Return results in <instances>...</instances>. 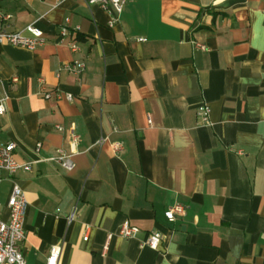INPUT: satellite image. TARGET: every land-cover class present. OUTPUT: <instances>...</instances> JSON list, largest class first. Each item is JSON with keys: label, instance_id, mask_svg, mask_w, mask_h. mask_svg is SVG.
Returning <instances> with one entry per match:
<instances>
[{"label": "crops", "instance_id": "obj_1", "mask_svg": "<svg viewBox=\"0 0 264 264\" xmlns=\"http://www.w3.org/2000/svg\"><path fill=\"white\" fill-rule=\"evenodd\" d=\"M0 13L7 31L34 25L46 39L0 45V141L31 164L0 171V211L16 183L25 264L56 245L58 264H264V0H132L118 15L0 0ZM74 62L79 74L62 69ZM173 204L185 214L171 223ZM125 221L136 237H119ZM151 232L156 250L142 245Z\"/></svg>", "mask_w": 264, "mask_h": 264}, {"label": "built area", "instance_id": "obj_2", "mask_svg": "<svg viewBox=\"0 0 264 264\" xmlns=\"http://www.w3.org/2000/svg\"><path fill=\"white\" fill-rule=\"evenodd\" d=\"M90 5H99L110 13L116 15L120 14L123 7L132 0H86ZM10 15L0 13V45L6 44L26 50H36L46 44L43 32L36 28L34 25H28L25 29L28 35H23L20 32H9L6 30ZM67 23V22H66ZM111 24V23H110ZM61 37L67 35L66 27H62L60 31ZM68 47L76 50L75 44L69 42ZM197 48L204 49L202 45H197ZM84 68L80 62L65 64L62 69L70 71L74 74H79ZM43 83L42 79H39ZM45 99L50 98V94L43 95ZM71 100V97H67ZM6 98L0 100V117L5 114ZM198 117L201 121H206L208 111L207 108L202 106L198 109ZM61 130L60 127H56ZM74 143H77L78 138L72 135ZM113 148L116 152L122 149L120 143H115ZM15 145L13 143H2L0 141V171L6 172L10 177L14 176L19 171L29 172L31 164L17 163L13 158ZM73 155L65 154L62 150H57V155L53 159L66 171H71L74 168L72 161ZM5 208L7 210V218H2L0 211V264H25L23 255L21 253V244L25 239L24 223L28 210V203L23 190L13 183L9 196L6 201ZM185 214V208L180 204H173L168 207L164 215L168 222H174L178 217ZM71 219V218H70ZM140 230L132 226L128 221H125L119 230V237L124 239H131L139 234ZM161 235L157 232L148 234L146 240L142 245L156 250L160 244ZM61 253V246L56 245L51 247L46 264H58L59 256Z\"/></svg>", "mask_w": 264, "mask_h": 264}]
</instances>
